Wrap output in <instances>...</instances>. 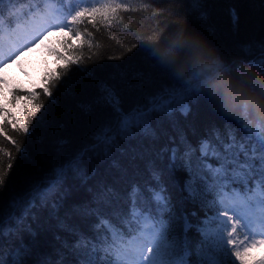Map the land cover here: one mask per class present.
Wrapping results in <instances>:
<instances>
[{"label": "snow or ice", "instance_id": "snow-or-ice-1", "mask_svg": "<svg viewBox=\"0 0 264 264\" xmlns=\"http://www.w3.org/2000/svg\"><path fill=\"white\" fill-rule=\"evenodd\" d=\"M201 2L190 0L194 6ZM260 2L264 4V0ZM96 3L98 0H78L73 7V0H0V65L6 67L14 56L19 59L17 53L27 51L29 44L42 43L49 34L60 35L62 45L74 48L68 39L72 35L80 39L82 34L75 31V26L86 18L93 26L97 21L105 25L117 22L120 3L92 6ZM230 14L236 24V9H230ZM57 58H61L59 53ZM230 59L264 71V42L242 45ZM79 60L75 56L69 62ZM157 62L172 81L170 84L144 94L142 102L137 100L125 109L115 88L101 82L97 103L105 104L112 112L95 129L91 142L51 161L42 177L26 179L21 190L12 187L17 158L0 146V264H29L33 256H38L36 264H264V254L259 259L252 256L255 249L264 252V132L254 131L225 114L207 91ZM6 84L0 76V85ZM51 85L50 79L43 88V94L49 97ZM11 94L12 100L28 102L38 97L36 91L19 97L12 89ZM200 98L227 123L223 129L212 125L193 144L179 128L177 117L187 119L192 102ZM41 107L30 103L18 117V124L10 121L9 112L0 106V135L17 153L23 154V149L7 135L4 124L10 122L13 131L28 134V117H35ZM165 121L174 135L162 127ZM164 138L167 142L157 147ZM133 140L137 146L133 148L129 143L131 160H140L143 169L135 165L130 174L112 152L119 149L120 142ZM93 157L110 159L111 168L121 173L122 186L98 184L93 204L74 207L75 214L94 218L90 233H86L60 219L58 212L69 194L65 187L69 176L86 183L89 173L85 161ZM178 173L184 174L183 179ZM95 174L93 167L91 175ZM189 204L198 205L205 217L201 219L196 210L189 212ZM37 208H47L56 217L58 227L73 237L71 243L61 241L55 256L39 255L35 247L36 232L29 218L36 220ZM193 231L199 241L190 237ZM24 233L33 240L26 243ZM241 234L243 239L239 238Z\"/></svg>", "mask_w": 264, "mask_h": 264}, {"label": "trees", "instance_id": "trees-1", "mask_svg": "<svg viewBox=\"0 0 264 264\" xmlns=\"http://www.w3.org/2000/svg\"><path fill=\"white\" fill-rule=\"evenodd\" d=\"M101 1L98 0L95 6L111 2ZM121 5L117 22L113 24L105 25L97 21L93 26L86 18L83 23L75 26V31L82 35L79 40L74 35L68 39V44L74 45V48L69 49L67 45H62L60 35L47 37L45 46L48 48L49 57L53 59L52 68L41 76L36 85L11 88L0 97V106L9 112V120H15L18 124V117L23 115L30 103L43 105L35 117H28V134L13 131L10 122L4 124L7 135L16 140L17 146L23 149V154L17 153L16 148L0 135V146L11 150L17 158L18 167L13 169L12 176V187L16 190L23 188L26 179L42 177L48 171L51 161L59 160L63 154L71 153L91 142L95 129L112 112L105 104L97 103L101 95V82L115 88L125 109L137 100L142 102L144 94L172 82L157 60L167 65L172 72L174 65L161 56L159 47L153 41L158 35L163 41L176 29L178 23L185 25L189 31L193 30L202 35L215 46L225 64L232 68L241 62L237 60L233 63L230 58L239 53L242 45L264 42V4L260 0H202L199 6L192 5L190 0H122ZM232 8L236 9L239 17L236 24H233L230 14ZM201 13L204 18H201ZM57 53L61 58H57ZM75 56L80 57L79 62L70 63V59ZM57 76L60 78L55 79ZM50 79L51 97L43 94V88ZM12 89L16 90L19 97L36 91L37 100H12ZM17 103H21L18 113L14 110ZM191 107L190 116L187 119L178 116L177 121L179 128L186 132L193 144L212 125L223 129L227 123L203 98L194 100ZM155 123L154 120V126ZM162 127L169 134H175L167 121ZM166 142V138L162 139L157 147ZM129 143L133 148L137 146L135 140L127 143L122 141L119 149L113 150L112 157L119 160L131 174L135 165H139L142 170L143 164L138 159L131 160ZM84 166L88 170L89 179L85 183L69 176L65 184L69 194L63 201L58 216L67 224L90 233L94 218L88 220L75 214L74 207L93 204L98 184L122 186V177L119 171L111 168L110 159L93 157L86 160ZM93 167L96 169L95 176L91 175ZM178 176L183 179L184 174L178 173ZM117 181H121V184H116ZM7 196L6 190L4 198ZM209 199L213 197L210 196ZM187 210H196L201 219L205 217L204 210L198 205L194 207L189 204ZM34 212L37 218L35 221L29 218V223L36 232L34 240L38 254L55 256L61 241L67 240L71 243L73 237L58 227L56 217L51 216L47 208H37ZM209 214H212L210 210ZM190 237L194 241L200 239L194 231L190 233ZM23 239L26 243L33 240L27 233L23 234ZM37 259L38 256L30 257L29 264H36Z\"/></svg>", "mask_w": 264, "mask_h": 264}, {"label": "clouds", "instance_id": "clouds-1", "mask_svg": "<svg viewBox=\"0 0 264 264\" xmlns=\"http://www.w3.org/2000/svg\"><path fill=\"white\" fill-rule=\"evenodd\" d=\"M153 44L174 65V74L207 91L225 114L264 132V71L242 61L235 68L227 66L215 46L179 23L163 41L158 35Z\"/></svg>", "mask_w": 264, "mask_h": 264}, {"label": "rangeland", "instance_id": "rangeland-1", "mask_svg": "<svg viewBox=\"0 0 264 264\" xmlns=\"http://www.w3.org/2000/svg\"><path fill=\"white\" fill-rule=\"evenodd\" d=\"M105 0H102L103 2ZM115 3H122V0H109ZM78 0H73V7H76ZM97 4V3H96ZM96 4L92 5L95 6ZM80 7H84V4H79ZM51 32V30H50ZM55 35L49 34L47 37ZM45 40L42 43L37 42L35 45L29 44L28 50L23 51L22 53H17L20 56L19 59L12 57L11 63H8L7 66L0 65V76H3L7 80L6 85H0V97H3V93H8L11 88H23L36 85L40 80L41 76L49 69L52 68L53 59L50 58L48 48L45 46ZM7 60V58H5ZM21 109V103H17L14 106L15 112ZM211 215V214H209ZM240 239H243L241 234ZM260 237H257L259 239ZM147 254V250H146ZM264 254L261 249H255L252 252V256L256 259H259L260 256ZM234 258V257H233ZM235 259V258H234Z\"/></svg>", "mask_w": 264, "mask_h": 264}]
</instances>
